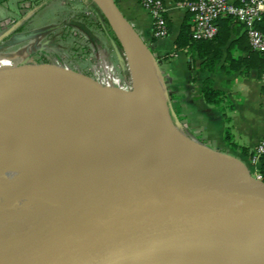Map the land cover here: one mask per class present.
I'll list each match as a JSON object with an SVG mask.
<instances>
[{
  "label": "water",
  "instance_id": "obj_1",
  "mask_svg": "<svg viewBox=\"0 0 264 264\" xmlns=\"http://www.w3.org/2000/svg\"><path fill=\"white\" fill-rule=\"evenodd\" d=\"M92 1L115 32L119 44L111 38L114 46L121 44L125 51L134 88L135 68L140 66L133 58L132 38L148 52L164 86V94L156 91L164 111L159 110L156 123L149 126L88 117L50 118L29 94L38 125L0 146V177L1 166L15 169L12 155L18 156V151L26 153L27 164L36 160L24 173L67 160L113 201L178 226L183 241L172 255L173 264H264V180L255 177L242 160L197 142L175 124L170 92L149 45L115 0ZM40 73L23 65L1 66L0 83ZM109 89L123 96L134 91ZM197 151L216 160L208 165ZM19 180L18 176L8 184L11 196L20 190ZM27 209L0 211V240L20 223ZM111 264L148 263L142 258Z\"/></svg>",
  "mask_w": 264,
  "mask_h": 264
},
{
  "label": "bare ground",
  "instance_id": "obj_2",
  "mask_svg": "<svg viewBox=\"0 0 264 264\" xmlns=\"http://www.w3.org/2000/svg\"><path fill=\"white\" fill-rule=\"evenodd\" d=\"M131 45L140 67L135 68L136 87L129 108L124 109L128 98L116 93L53 86L57 95L74 102L90 99L114 109L104 110L51 103L37 87L22 86L17 92L0 88V146L38 125L29 94L50 118H99L130 126L155 124L159 110L164 111L156 91L164 94V86L146 49L136 38ZM18 152V156L12 155L15 169L1 166L0 211L28 209L20 223L1 238L0 264H111L142 258L148 264H173L172 255L183 241L178 226L108 198L70 161L60 160L43 170L24 173L36 160L27 164L26 153ZM197 154L208 165L216 160ZM18 176L20 190L11 196L8 184Z\"/></svg>",
  "mask_w": 264,
  "mask_h": 264
},
{
  "label": "crops",
  "instance_id": "obj_3",
  "mask_svg": "<svg viewBox=\"0 0 264 264\" xmlns=\"http://www.w3.org/2000/svg\"><path fill=\"white\" fill-rule=\"evenodd\" d=\"M115 2L159 61L175 124L197 142L250 166L264 136V54L252 49L243 24L221 19L215 41L178 51L182 26L187 20L194 24L183 3L163 0L169 33L158 38L154 18L139 0ZM207 82L216 92L215 102L205 96Z\"/></svg>",
  "mask_w": 264,
  "mask_h": 264
},
{
  "label": "rangeland",
  "instance_id": "obj_4",
  "mask_svg": "<svg viewBox=\"0 0 264 264\" xmlns=\"http://www.w3.org/2000/svg\"><path fill=\"white\" fill-rule=\"evenodd\" d=\"M45 1L0 0V67L23 65L41 72L22 80L15 76L0 88L17 92L22 86L37 87L51 103L110 109L90 99L74 102L59 96L53 86L96 93H116L109 87L132 90L122 45L114 46L97 7L87 0H53L48 6ZM94 85L108 90H96ZM124 96L127 109L134 95Z\"/></svg>",
  "mask_w": 264,
  "mask_h": 264
},
{
  "label": "built area",
  "instance_id": "obj_5",
  "mask_svg": "<svg viewBox=\"0 0 264 264\" xmlns=\"http://www.w3.org/2000/svg\"><path fill=\"white\" fill-rule=\"evenodd\" d=\"M139 2L154 18L155 36L166 37L169 28L163 0H139ZM184 6L194 16L193 39H214L219 33V19L232 17L245 27L252 49L264 53V31L258 27L264 19V0H193L184 3ZM263 154L264 136L251 158L250 168L258 179H263L257 170L259 158Z\"/></svg>",
  "mask_w": 264,
  "mask_h": 264
},
{
  "label": "trees",
  "instance_id": "obj_6",
  "mask_svg": "<svg viewBox=\"0 0 264 264\" xmlns=\"http://www.w3.org/2000/svg\"><path fill=\"white\" fill-rule=\"evenodd\" d=\"M176 1L179 2V3H183L184 4L186 2L193 1V0H176ZM87 2L90 3V4L95 5L92 0H87ZM98 11H99V13L101 15L102 21L107 26V32L109 33V38L110 39L111 38L115 39L118 42V44H119V41H118V39H117V37L115 35V32L113 31V29H112L111 25L109 24L107 18L104 16V14L99 9H98ZM221 19L223 21H225V22L231 21V20H234L235 21V19H233L232 17H224V18H221ZM221 19H219V21ZM219 21H218V25H219ZM193 26H194V24H191L188 20L182 26L180 35L178 36V38L176 40V49L178 51H181V50H184V49H188V48L189 49H192V50H196V49H198L201 46V44L215 41L220 36V34H219L220 33V25H219V33H218V35L214 39H212V40H195L192 37ZM258 27L262 31H264V19H263V21H261L258 24ZM132 84H134L133 83V77H132ZM133 87H134V85H133ZM203 91L205 93L206 98L209 100V102H215L214 99H215L216 92L213 90V88L211 87V84L209 82H207L205 84V86L203 88ZM257 168H258L257 169L258 170V173L260 175H262V178L264 180V154L260 156L259 163H258V167Z\"/></svg>",
  "mask_w": 264,
  "mask_h": 264
}]
</instances>
